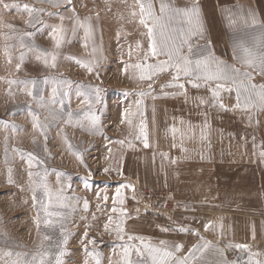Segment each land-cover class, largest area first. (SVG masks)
<instances>
[{
	"label": "rangeland",
	"instance_id": "374dc122",
	"mask_svg": "<svg viewBox=\"0 0 264 264\" xmlns=\"http://www.w3.org/2000/svg\"><path fill=\"white\" fill-rule=\"evenodd\" d=\"M99 1L72 0L71 7L61 5L60 8H53L41 0H5L6 3L21 5L27 3L37 8H44L46 11L41 16V20L45 22L43 27L39 24L35 27L29 26L26 23L29 19L27 12L4 9L0 6V249L10 248L14 251L31 252L40 245L46 229L42 222L43 211L38 203L33 201L32 189L35 185L32 180L36 178L30 179L28 172L39 171L43 174L46 170L49 188L53 193L63 188L62 194L67 198L64 203L68 207L61 209L66 217L64 229L69 234L67 254L63 258L64 264H96V258L89 254L93 248L101 254L100 264H125L122 246L125 243L140 246L139 240L128 241V235L143 237L146 243L155 246H160V241H165L164 247L170 249L177 244L182 245L180 251L175 253L176 257L180 258L184 257L193 245L208 243L209 247L203 255V261H196L195 264H221L219 250H223L224 259L242 264L241 258L246 259L248 253L229 247L235 244L224 243L212 236L211 230L209 231V228L206 230L204 227L207 224V217L203 208H195L198 209L196 212L188 209L189 207H183L178 212L172 187L156 183L148 185L142 181L148 172L137 167L140 166L138 163L143 158V154H150L152 148L150 135L154 123L151 122V111L155 107V100L162 99L166 96L165 93L171 91L170 87L162 86L172 81L176 72L175 69L169 68L157 73L151 80L140 79L139 69L133 66L145 62L144 53L148 50L146 30L141 25L137 28L136 36H133L132 33L128 34L127 29L122 31L119 27L109 26L110 21L105 22L108 27L106 30L100 21L101 18L98 19L101 13L94 12L97 8L95 3L99 6ZM156 3L158 6L159 0H156ZM191 3L192 0H174L177 7ZM73 7L81 20L85 17L92 18L93 35L87 41V47H85L84 29L78 28L74 35L71 31L74 21L69 17L72 16ZM231 8V18L226 23L233 45L238 42H246L249 47L257 45L260 37L264 35V25L252 24L253 14L249 11L241 10L237 5ZM203 10L201 9V14L205 22L206 13ZM48 12L62 14L65 17L64 26L68 29L69 42L62 45L59 50L60 55L54 68L46 66L42 59L37 60L38 53L35 50L30 51L29 47H21V36L25 32H32L34 35L23 36L24 45L34 44L42 49L53 47L48 35L50 31L48 25L59 23V19L49 17ZM7 24H12L14 27L9 29L5 26ZM204 26L205 37L192 38L193 47L203 46L210 41L207 38L206 23ZM93 47L96 49L95 52ZM211 48L221 60L234 64L241 70L252 72V83L262 84L259 81L262 79L258 70L240 63L236 56L232 60L226 59L225 53L216 52L212 42ZM21 52L25 54V58L20 69L17 70L16 65L20 63ZM184 54H187V48L184 49ZM70 57L92 63L93 71L89 72ZM164 59H166L164 56L150 57L146 62L156 63L157 60ZM46 77L47 82H45ZM53 78L72 82L67 88L68 95L64 98L63 106L57 103L42 107L38 103L39 96L35 93L42 89L40 94L47 101L54 86ZM33 79L38 84V88L33 90L35 98L27 95L25 85L14 83L9 86L8 83L9 80ZM176 82L191 86L184 77ZM149 85H151L150 90ZM79 86L100 89L101 103L95 105V114L100 120L95 131L89 130V121L82 116L84 97L77 95ZM214 86V83L210 84V87ZM9 87L12 95H9ZM27 87L32 86L29 84ZM141 91L148 94L141 97L139 95ZM221 98L224 104L229 102L234 104L236 93L223 91ZM141 99L144 102L143 116L139 114L136 106V101ZM61 107L63 114L53 111ZM253 108L255 112L259 111ZM126 109L136 113L131 117L132 126H129L126 119L121 123L125 118ZM69 111L74 114L72 123L67 122ZM33 114L38 116L42 124L47 125L44 130L33 127ZM53 116L56 118L53 119ZM141 119L146 124L145 131L149 144L147 148L144 147L143 137L136 139L140 136ZM77 120L80 124L76 123ZM13 123L19 127L14 129ZM81 124L83 127L80 126ZM119 141L124 143L121 144ZM69 143L73 146L71 151L68 148ZM76 152L82 154L83 163L75 155ZM28 153L39 157L43 163L34 162L33 167L29 169ZM9 169H11V183H9ZM57 173L64 174L60 183H57ZM121 184L132 186L121 189L124 195L123 205L115 204L117 208L126 210L124 217H121L119 212L112 211L116 189ZM144 191L152 193L172 191L174 204L172 202L169 206L167 201L145 199L142 196ZM105 196L108 197L107 200L104 199ZM39 199H44L47 203V197L40 190L37 191V200ZM85 200L88 203L87 209L84 207ZM38 214L41 218L39 231L36 222ZM120 219L124 220L123 241L119 239V233L116 231V222ZM105 224L109 225L107 230ZM180 227L189 231L181 232L178 230ZM57 235H59L58 230ZM93 239L96 243H89ZM5 241L8 243L6 244ZM85 245L88 252L85 251ZM248 246L252 253H258L253 257V261L259 260L264 264V253L255 246ZM131 258L133 261L137 259L134 250Z\"/></svg>",
	"mask_w": 264,
	"mask_h": 264
},
{
	"label": "snow or ice",
	"instance_id": "6c2138e0",
	"mask_svg": "<svg viewBox=\"0 0 264 264\" xmlns=\"http://www.w3.org/2000/svg\"><path fill=\"white\" fill-rule=\"evenodd\" d=\"M41 2H46L50 4L53 8H60L61 5L68 7L72 6V0H41ZM136 5H138V13L133 10L131 13L134 17L139 16V24L143 26L146 30L145 35L148 38V50L144 53V63H137L133 67L139 69L140 79L151 80L154 75L159 72H163L169 68L175 69L176 75L172 77V81L162 87H179L184 89L183 83H175L179 81L181 77L187 78L188 82L194 88L209 87L212 97L213 107H219L220 109H225L221 92L227 91L236 93V104L234 108H242L248 110L250 108L264 109V84H254L253 73L247 70H241L237 68L234 64H229L224 60H221L215 55L211 48V41H208L203 46L197 45L193 47L192 38H204L206 35V29L204 26V21L201 14V9L198 0H192L190 5L184 7H177L174 4V0H159L158 6L156 0H135ZM0 6L4 9H15L18 12H27L29 19L26 23L35 27L37 24L43 27L44 21L41 20V16L46 11L44 8H37L35 6L24 3H6L5 0H0ZM49 17H58L59 23L50 24L48 28L49 38L53 42V47L51 49H42L39 46L31 45L26 46L23 43V36H33L32 32H25L21 36V47H29V50H35L38 53L36 56L37 60H43L46 66L56 67V61L60 55L59 50L62 45L68 43V29L64 26L65 17L58 12H48ZM70 20L74 21V27L71 29L73 35L76 33L78 28L84 29L85 32V47H87V41L92 38L93 35V25L91 23V17H85L83 20L80 19L79 15L75 12V8H72V16L69 17ZM252 24H257L254 14L251 16ZM9 29L13 28L12 24L5 25ZM140 45L138 44L137 47ZM187 48V54H184V49ZM95 47H93V52H95ZM234 55L236 59L247 65L249 68H253L259 71L261 75H264V35L260 37L257 45L249 47L246 42H238L233 47ZM8 54V53H6ZM10 56V54H9ZM164 56L166 59L157 60L156 63H147L146 61L150 57H160ZM25 58V54L21 52L20 63L16 65L17 70L20 69ZM74 59L76 63L80 64L82 67L86 68L89 72L93 71V65L90 62L81 61L75 57H70ZM48 78H45V82ZM195 81H202L203 83H196ZM9 86L12 84H23L25 85V90L28 96H34V89L38 88L36 80H9ZM71 81L64 79H52V84L54 85L51 90V96L47 101L43 95L40 94L42 89L35 93L39 96L38 103L43 107L46 104L55 105L60 103L63 106L64 98L67 97V88L70 87ZM214 83V87H210V84ZM31 84V88L27 86ZM149 90L151 85L148 86ZM145 91H141L139 95L141 97L147 95ZM169 93H165L168 95ZM184 94L181 93H171V95ZM9 95H12L11 89L9 87ZM78 96H83V110L82 116L88 119L90 131L97 130L99 125V116L95 114V105L101 103L100 99V89L90 88L89 86H79L77 91ZM59 98V99H58ZM155 99V97H154ZM201 100V103H204ZM143 99L136 101V106L139 114L143 116ZM53 111H58L63 114V107ZM73 112L69 111L67 113L68 123L73 122ZM79 115V114H78ZM135 112H130L128 109L125 110L124 119L121 123L127 120L129 126L133 125L131 117L135 116ZM56 117L53 116V119ZM33 127H39L44 130L47 125L42 124L35 114L32 116ZM80 124V121H76ZM258 123V121H257ZM13 128L19 127L13 123ZM83 127V125H80ZM146 124L143 119H141L139 124L140 136L136 139H141L143 137L144 147H149L147 133L145 131ZM173 133L177 129H172ZM7 139V138H6ZM45 139L47 136L45 135ZM119 143H124V141H119ZM68 148L71 151L73 146L71 143L68 144ZM75 155L83 163V156L81 153L76 152ZM260 157H264V151L259 152ZM29 169L33 167L34 162L36 164H42L43 161L39 157L33 155L32 153L27 154ZM107 171V169H105ZM63 173H57V183H60V179ZM28 176L32 180L33 187V201L38 203L39 208L43 211V225L46 229V234L43 235L40 245L36 250L28 251H14L12 249H0V264H64V257L67 254V242L68 233L64 229V220L66 219L65 214L61 209L68 207L64 200L67 199L63 196V188L53 193L47 184V171L41 174L39 171L33 172L29 171ZM70 178V177H69ZM12 182L11 179V169H9V183ZM125 187H132L131 185L121 184L120 187L116 189V194L114 197V206L112 208L113 212H119L121 217L126 215V210L123 208H117L116 203L123 205L124 195L121 189ZM42 191L43 195L47 197V203L44 199L37 200V191ZM105 200L108 199L107 196L104 197ZM84 207L87 209L88 203L84 201ZM52 209V210H50ZM112 217H109L111 222ZM37 228L39 231L41 218L38 214L37 216ZM211 226V222L205 224L204 227L207 230ZM109 227L105 224V229ZM50 230V231H49ZM57 230L59 235H57ZM168 231V229H163ZM181 232L189 231V229L180 227L178 229ZM116 231L119 233V239L124 240L125 230H124V220L120 219L116 222ZM85 237H87V232H85ZM128 241L139 240L140 246L135 244L125 243L123 247V258L125 264H195L196 261H203V255L209 247L208 243L196 244L188 250V253L180 258L176 257L175 253L180 251L183 247L182 245H175L173 249L164 247L165 241H160V246H155L150 243H146L143 237H136L133 235L127 236ZM7 244L8 242L5 241ZM89 243L95 244V239L89 241ZM229 247H235L241 252H247V258H241L242 264H261L259 260L253 261V257L258 255V253H252L249 246L246 244H235L229 245ZM135 251L137 259L133 261L131 258L132 251ZM85 251L88 252L87 245H85ZM94 258H96V264H100L99 256L101 255L95 248L89 253ZM219 254L222 258L221 264H237V261H228L224 259L223 250H219ZM14 257V258H13ZM11 258V259H6Z\"/></svg>",
	"mask_w": 264,
	"mask_h": 264
},
{
	"label": "crops",
	"instance_id": "0c3cea01",
	"mask_svg": "<svg viewBox=\"0 0 264 264\" xmlns=\"http://www.w3.org/2000/svg\"><path fill=\"white\" fill-rule=\"evenodd\" d=\"M198 2L206 13L207 38L226 59L235 56L226 23L231 7L249 11L264 25V0ZM95 6L106 30L105 22L110 21L109 26L136 36L141 25L139 16L131 14L138 13L135 0H100ZM259 77L264 84V75ZM183 84V90L170 87L168 95L154 102L152 148L137 167L148 172L142 181L172 187L178 212L183 207L196 212L203 208L215 238L255 246L264 253V157L258 155L264 151V109L234 108L236 102L224 104L226 110L213 107L208 87ZM181 92L186 95H171Z\"/></svg>",
	"mask_w": 264,
	"mask_h": 264
},
{
	"label": "built area",
	"instance_id": "2783aa9c",
	"mask_svg": "<svg viewBox=\"0 0 264 264\" xmlns=\"http://www.w3.org/2000/svg\"><path fill=\"white\" fill-rule=\"evenodd\" d=\"M143 198L151 200V199H155V200H160V201H167L169 202V206L172 204H174V197L172 196V191H159L156 193H152L149 191H144L142 193Z\"/></svg>",
	"mask_w": 264,
	"mask_h": 264
}]
</instances>
